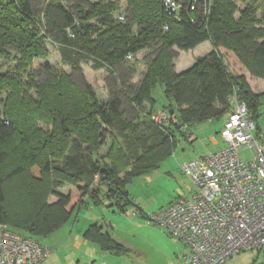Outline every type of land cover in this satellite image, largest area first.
Instances as JSON below:
<instances>
[{"label":"trees","instance_id":"1","mask_svg":"<svg viewBox=\"0 0 264 264\" xmlns=\"http://www.w3.org/2000/svg\"><path fill=\"white\" fill-rule=\"evenodd\" d=\"M179 1L172 17L161 0H126L129 13L117 20L111 11L118 6L110 0H77L69 6L48 0L36 10L31 0H0V58L11 62L0 72V227L39 242L84 205L85 195L99 203L103 184L105 195L124 212L130 203L126 181L157 168L171 154L176 131L186 136L196 123L227 116L233 93L255 123L264 91H253L242 71L264 79V16L256 15L254 0L243 8L234 0ZM206 40L212 49L175 72L173 48L189 50ZM48 44L58 47L61 63L71 69L81 70L83 62L103 69L108 101H99L86 81L79 87L64 70L45 66L46 78L34 81L30 67L47 55ZM143 50L154 53L133 82L136 67L128 60ZM157 84L166 100L159 106L152 93ZM145 104L149 111L144 112ZM157 111L167 115L161 124L151 119ZM38 121L51 123V131L37 127ZM8 166L12 169L4 173ZM22 174L31 186L11 206L4 187ZM47 174L72 184L66 192L53 191L51 203L46 201L50 191L37 184ZM82 236L100 250L127 251L102 225L88 226Z\"/></svg>","mask_w":264,"mask_h":264},{"label":"rangeland","instance_id":"2","mask_svg":"<svg viewBox=\"0 0 264 264\" xmlns=\"http://www.w3.org/2000/svg\"><path fill=\"white\" fill-rule=\"evenodd\" d=\"M47 1L31 0L32 8L34 10L38 8L42 9ZM64 1L69 6L77 0ZM110 1H114L118 9L123 14L128 15L126 0ZM234 1L239 8H243L248 0ZM252 5L256 10L258 18L262 19L264 16V0H254ZM237 17L238 12H235V18ZM46 48L47 55L44 58L34 59L30 67L34 75V81L42 82L46 78V74H44L45 66L55 72L64 70L79 87H82L83 81H86L93 87L99 101H108L109 92L105 81L106 72L103 69L94 70L91 68L89 62H83L81 70L71 69L61 63L58 47L48 44ZM211 49L212 45L209 40L203 41L194 49L181 50L174 47L173 60L175 72L186 70L194 63L198 56L206 54ZM153 53V50H143L128 60L129 64H133L136 67V72L132 77L133 82L138 81L142 71L146 68L147 64L145 62H149ZM10 63V61L0 58V72L4 71ZM243 74L253 91H264V79L251 75L247 69H244ZM21 75L23 79L29 76L27 72L21 73ZM152 93L156 99L157 106L165 104L166 100L162 87L159 84L153 89ZM29 94L36 97L35 88H30ZM4 98V93H2L1 99ZM258 101L259 104L255 117L257 130L254 132L257 134L258 144L264 152V92L260 94ZM1 108L2 102H0ZM145 111H149L148 104L144 106ZM128 115L131 116L130 111H128ZM143 119H145L144 116ZM36 126L50 132L53 125L44 121H38ZM219 127L220 122L218 118H213L209 121L194 124L190 129L185 130L186 136L176 131L174 134L176 144L171 154L164 158L157 168L145 174L132 176L126 181L124 188L128 192L130 203L123 206L124 212L120 211L114 203V199L105 195L106 186L104 184L100 185L99 203L95 204L89 194L85 195L84 205L76 207L61 227L48 235L38 237L39 242L43 246L49 247L51 251L55 252L59 250V261L55 264H62L61 261H64V264H100L97 258L94 259L95 261H92L90 253L84 256V249L79 248L75 242L77 238H80L77 236V232L83 230L80 232L82 234L88 226L93 224L102 225L103 229L107 230L111 234V237L121 243L127 250L125 254H122L123 256L111 255L112 259L116 261L109 264L119 261L120 264H184L180 260L184 248L181 243L171 237L162 226L148 223L146 215L157 212L160 208L180 197L189 195L194 190L191 179L180 169V165L212 152L216 148L214 141H221L219 132H217ZM240 153L244 157L252 154L247 149L241 150ZM11 169V166L6 167L4 173ZM52 177L47 174L42 182L37 183L40 188L50 191L46 197L48 203L55 200L53 191L66 192L68 188L72 187V184L68 182H61L60 184L58 179H53ZM12 178L6 182L4 192L7 203L15 206L17 201L21 199V196L24 197L25 194L22 192L27 189V186H31V184H25L28 183L25 174ZM19 180L22 182H19ZM37 184L35 183L36 186ZM263 260L264 257L261 252L256 249H247L232 255L227 260V264H258Z\"/></svg>","mask_w":264,"mask_h":264},{"label":"built area","instance_id":"3","mask_svg":"<svg viewBox=\"0 0 264 264\" xmlns=\"http://www.w3.org/2000/svg\"><path fill=\"white\" fill-rule=\"evenodd\" d=\"M161 1L165 14L177 17L180 1ZM111 13L123 19L120 9ZM66 31L71 34L70 27ZM228 100L234 108L219 131L223 145L180 165L194 190L147 217L181 243L184 264H227L247 249L264 257V154L245 103L235 93ZM166 118L164 111L151 115L157 124ZM246 149L252 153L248 157L240 153ZM48 256L49 249L37 240L0 227V264H42Z\"/></svg>","mask_w":264,"mask_h":264},{"label":"crops","instance_id":"4","mask_svg":"<svg viewBox=\"0 0 264 264\" xmlns=\"http://www.w3.org/2000/svg\"><path fill=\"white\" fill-rule=\"evenodd\" d=\"M196 47H194V48H196ZM242 72L244 73V71H242ZM225 116H223L221 118H218V120L220 122V127H219V130L217 132H219L220 129L222 128V125H223V121H224ZM211 140H213V139H211ZM223 143L224 142H223L222 139H221V141H216L215 140L214 141V146L216 148L214 150L220 148L223 145ZM259 148H260V145H259ZM260 150L264 154V152H263V150L261 148H260ZM82 231L83 230H81V231L79 230L77 232V236H79L80 238H77V240L75 242H76V245L79 248L84 249V251H85L84 252L85 254L83 253L84 256H86V254L90 253V257H91V259H93L92 261H95L94 259L97 258V259H99L100 264H109L110 262H113L114 261V259H112V256L111 255L123 256L122 254H114V253H111L109 251L100 250L99 247L96 244L90 243V242L86 241L83 238L82 234H80V232H82ZM88 245H90V247H88ZM49 246H50V244H49ZM47 248L49 249V256L44 260V262L42 264H55L57 261H59V258H58L59 250L53 252V250L51 251V249L49 247H47ZM53 248H54V246H53ZM183 251H184V249H183ZM180 260H181L182 263H184L183 260H182V256H181ZM61 263L64 264L65 262L64 261H61ZM114 264H120V261L119 262H116Z\"/></svg>","mask_w":264,"mask_h":264}]
</instances>
